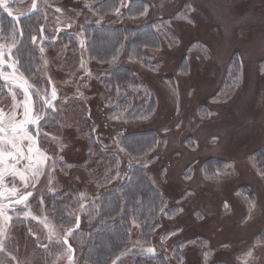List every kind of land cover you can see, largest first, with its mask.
<instances>
[{"label": "rangeland", "instance_id": "rangeland-1", "mask_svg": "<svg viewBox=\"0 0 264 264\" xmlns=\"http://www.w3.org/2000/svg\"><path fill=\"white\" fill-rule=\"evenodd\" d=\"M150 1L152 15L168 17V29H158L163 43L162 62L158 69L148 70L146 74L158 106L150 123L160 129L167 140L160 143L154 153L160 152L159 159L171 161L165 177L160 179L155 175L168 195V201L161 212L162 225L151 243L139 241L138 222H132V235L135 236L126 256L155 252L168 255V248L174 243L198 235L203 241H194V247L187 251L189 259L186 264H213L219 263L218 260H223V264H264V167L257 169L252 159V152L264 144V71H258L257 67L258 61L264 58V0ZM185 1L189 7L183 15L190 17L189 11L192 13L194 4L192 17L195 25L178 20L181 19L180 4ZM48 16L51 17L47 23L50 27L46 26L49 33L42 35L44 39L35 36L32 41L41 59L36 64L33 110L42 119L38 129L32 125L29 129L34 135L39 131V146L50 159L45 161L41 175L29 180L26 188L18 178L5 179L7 187H16L19 194L30 191L32 196L25 204L7 209L10 220L0 221L4 228L0 234V241H3L0 264H78L82 242L77 234L71 236L68 230L73 226H68L75 224L85 208L95 201L93 196L98 184L92 182L93 177L111 172L108 163L102 169L93 167L90 183L80 179L77 172L69 176L70 170L75 169L67 162H79L86 145L81 131L84 125L81 115L91 119L93 132L99 139L102 134L100 124L110 132L116 124V117L123 116L121 112L108 118L102 107L89 108V103L104 106V93L99 91L89 95L90 90L95 91L91 83L97 84L98 79L89 72L91 66L86 67L82 45L85 43L83 25H113L119 22L117 18L101 20L94 15L91 4L82 0L47 4L43 21ZM12 31L16 39L4 44L5 59L9 47L11 59L16 57L14 50L19 39L17 31ZM63 32H70L79 44L78 51L70 53L68 59L66 55L71 44L65 40L59 42L58 38ZM43 40L51 41L53 46H44L41 44ZM197 40L209 45L210 54L203 51L204 46L192 47V42ZM236 51L244 58V71L242 73L240 67L230 86L216 94L225 62ZM123 52L121 48L116 60L107 65L93 63V69L105 76L112 65L126 63L121 60ZM182 57L187 62L185 71L177 70ZM9 63L16 64V60ZM5 68V72L10 71L6 65ZM18 71L17 68V75H20ZM85 71L87 73L83 76ZM170 75L173 76L172 84L164 79ZM53 88L57 97L53 101L54 107L47 108L41 97L50 98ZM5 91L0 97V109L8 113L14 103L24 100V95L21 89L11 86ZM12 92L16 93L15 100ZM201 106L206 114H200L198 108ZM16 112L18 117L21 116L22 107ZM54 120L56 125L52 123ZM186 135L192 137V150L183 142ZM109 141L111 143L110 138ZM209 157L221 158L223 162L211 177L203 169V162ZM190 161L192 179L184 182L182 171ZM24 163L26 161L17 167L22 168ZM124 163L117 162L115 171L122 169ZM77 166L84 168L82 163H76L75 168ZM86 168V171L90 170ZM186 186L192 190L182 202L175 201ZM60 201L69 204L70 222L63 221L66 216L59 209ZM173 203L178 204V208L170 213L167 208ZM28 212L31 215H27ZM175 227L183 228L184 232L173 230ZM169 231L173 233L170 239L165 234ZM69 237L80 244L74 259H69L71 251L63 242V238ZM149 248L153 251H148Z\"/></svg>", "mask_w": 264, "mask_h": 264}, {"label": "trees", "instance_id": "trees-1", "mask_svg": "<svg viewBox=\"0 0 264 264\" xmlns=\"http://www.w3.org/2000/svg\"><path fill=\"white\" fill-rule=\"evenodd\" d=\"M61 1L36 0L37 7L35 10L29 11L32 0H21L23 12H21L18 19L19 26H17L19 27L20 39L15 51L22 59L20 62L26 77L31 78L34 75L36 78V64L41 61L39 52L32 43L33 37L40 36L41 39H44L42 35L49 33L46 26H49L47 23L50 22L51 17L48 16L43 21V12L47 9V4ZM44 2L47 4L45 5ZM82 2L91 4L94 15L100 17L101 20L112 21V19L116 20L117 18L119 21L113 25L99 23L96 25L85 24L82 27L83 39L85 40L82 45L85 48L86 67L91 66L92 69L89 72L98 79L97 84L91 83L95 91L90 90L89 95L99 91L104 93V106L99 105V103H96L97 105L89 103L88 106L91 109L94 106L98 109L102 107L104 115L108 118L115 117L121 112L123 116L116 117V124L110 132L100 124L102 128L99 132L101 131L102 134H99L101 135L99 139L96 137L97 134L93 132L91 119L80 114L84 120L81 131L86 145L83 150V158L79 162H67L75 170L77 169L75 171L68 168L67 171L70 170L69 176L71 173L77 172L80 179L90 183L93 167L102 169L108 163L111 172L104 176L99 175L97 178L93 177L92 182L97 181L96 183L99 185L96 188L97 193L95 191V196H93L95 201L85 208L83 216L80 217L81 222L78 229H71V236L77 234L79 241L82 242L81 246H83L78 264H186L189 259L187 251L194 247L196 239L203 241V237L193 235L189 238H183L168 248V255L155 252L149 255L126 256L135 236L132 235V231H134L132 222L134 220L138 222L139 233L137 237H139V241L151 243L158 228L162 225L161 212L167 206L168 201V195L164 192L155 175L157 174L160 179L165 177L171 161L159 159L160 152L154 153L159 144L167 140L160 129L157 130L150 123L158 106L155 94L149 88L146 79L148 70H153L156 67L158 69V65L162 62L160 54L163 51V43L158 29H168L166 25L168 17L161 16L158 18V14L152 15V2L150 0H82ZM186 4V1L183 5L180 4L182 7L181 19L178 20L195 25V19L192 17L194 4L192 5V13L189 11L190 17L187 14L186 16L183 15L186 13V8L189 7ZM117 12H119V16ZM182 15L185 17L184 19ZM5 20L10 21L8 18H5ZM17 29L16 27L12 28V30ZM12 30L7 29L6 33ZM58 38L59 42L65 40L71 44L67 50V59L71 55L70 53L78 51L79 44L70 32H63ZM41 44L46 47L53 46L51 41L46 40H43ZM193 45L196 48L204 46L203 51L210 54V48L206 42L197 40L192 42V47ZM121 48L124 49L121 60L124 59L125 64L120 60L121 63L116 66L112 65L105 76L101 75L100 71L93 69V63L104 66L111 61L114 62ZM200 51H202L201 48ZM186 64L187 62L182 57L177 63V70L185 71ZM240 67L243 73L245 61L240 52L236 51L225 62L215 91L216 94L230 86V82L237 77L236 74ZM257 67L258 71H264V58L258 61ZM84 73H87V71L82 72L83 76ZM164 79L167 82L170 80L171 84L173 83L172 75ZM93 101L95 103L97 98ZM198 110L200 114H206L202 106ZM52 123L56 125V120ZM76 139L80 140L79 137H76ZM183 142L188 149L192 150V137L190 135H186ZM252 159L257 169L264 167V144L252 152ZM120 161L125 162L123 164L125 166L118 169L117 172L115 171L116 163ZM149 161L153 162L149 163ZM76 163H82L84 168H79L80 166L75 168ZM222 163L221 158H206L203 162L204 172L211 177L214 175L216 168H221ZM213 164L217 167L212 166ZM154 165L157 167L155 171ZM86 167L90 170L86 171ZM192 169V161L184 166L182 171L184 182L192 179ZM191 190L188 186L183 187L181 194L177 196L175 201L182 202ZM88 201L86 200V202ZM176 208H178V204L173 203L167 208V211L171 213L176 211ZM59 209L66 216L63 221L70 222L69 204L60 201ZM74 225L73 223L68 227ZM180 228L175 227L173 230H181L183 233L184 229ZM165 234L170 239L173 233L169 231ZM68 239L74 251L71 259H74L78 254V245L80 244L71 241L70 237ZM222 261L218 260L219 263L213 264H223Z\"/></svg>", "mask_w": 264, "mask_h": 264}, {"label": "snow or ice", "instance_id": "snow-or-ice-1", "mask_svg": "<svg viewBox=\"0 0 264 264\" xmlns=\"http://www.w3.org/2000/svg\"><path fill=\"white\" fill-rule=\"evenodd\" d=\"M36 7V2L33 0L32 9L34 10ZM0 8H3L9 16H12V10L8 7L7 0H0ZM57 11H60V9H57ZM33 39L35 40V37ZM4 48V45H0V80L10 82L13 88L21 89L24 100L20 103H14L12 110L8 113L0 109V221L10 220L11 218L6 214L7 209L13 205L25 204L29 197L32 196L30 191L19 194L16 187H7L5 184L6 177L18 178L24 183L26 188L29 180H35L41 175L45 161L50 159L45 152L41 151L39 146L37 139L39 131L34 135L29 129V125L38 129L42 119V116L36 114L33 110V99L30 92L32 85L23 74L17 75L15 63H9L11 60V47L8 48L7 59H5ZM41 51H43V48H41ZM5 65L10 71H4ZM49 83H51L50 80ZM12 96L13 100H15L16 93L12 92ZM56 97L57 93L55 88H53L50 98L41 97V99L44 100L45 107L52 108ZM20 107H22L23 112L18 117L16 109ZM25 161L26 163H24L22 168L17 167ZM32 186L35 187V185ZM9 197L14 199H8V203L5 204L4 200ZM225 207H227V202H225ZM26 214L31 215V212ZM68 231L71 232L72 230L69 229ZM3 232L4 228L0 226V234H3ZM65 243H67V240H65ZM2 246L3 241H0V249H2ZM148 251L151 252L153 249L149 248Z\"/></svg>", "mask_w": 264, "mask_h": 264}, {"label": "flooded vegetation", "instance_id": "flooded-vegetation-1", "mask_svg": "<svg viewBox=\"0 0 264 264\" xmlns=\"http://www.w3.org/2000/svg\"><path fill=\"white\" fill-rule=\"evenodd\" d=\"M35 2H36V0H35ZM8 7L12 10V16H9L8 15V13L3 9V8H0V44L1 45H4L5 43L6 44H8V43H10L12 40H14V39H16V38H13L14 37V33H13V31H9L7 34H6V31H7V29H11L12 30V28H18L16 31H17V34H18V39H20L19 38V27H17V26H19L18 25V19H19V17L21 16V12H23V8H21L22 6H21V0H9L8 2ZM32 3H33V0H32V2H31V4H30V6H29V11H33V9H32ZM14 9V10H13ZM35 10V9H34ZM14 17H15V19H14ZM5 18H8L10 21H11V23H10V21H7V20H5ZM15 32V31H14ZM35 37V36H34ZM33 37V38H34ZM32 41H34V39L32 40ZM4 46H6V45H4ZM20 53V52H19ZM14 54L16 55V57H13L15 60H16V65H17V68L20 70V71H18V73L19 74H23L24 75V77H26V75L24 74L25 73V71H23V69H22V66H21V58L19 57V55H18V53L14 50ZM11 59L10 61L11 62H13L14 61V59ZM4 69H6L5 67H4ZM21 72V73H20ZM27 79H28V81H29V83L30 84H32V87L30 88V92L31 93H33V91H35V77H34V75L30 78V77H26ZM4 82L2 81V80H0V97H2V96H4L5 94L4 93H6V88L8 87V86H11L12 87V85H11V83L10 82H8L9 84H3ZM32 98H33V94H32ZM29 127H30V125H29ZM24 193V192H23ZM22 193V194H23ZM10 199V198H9ZM11 199H14V198H12L11 197ZM8 202V199L7 200H5L4 201V203L6 204ZM76 224V223H75ZM74 227V226H73ZM72 227V228H73ZM71 228V229H72ZM78 229V228H77ZM73 230V229H72ZM64 239L65 238H63V242H64ZM67 241H68V239H67ZM68 243H69V241H68ZM65 244V243H64ZM66 245V244H65ZM69 245H70V243H69ZM67 246V245H66ZM71 246V245H70ZM68 247V246H67ZM69 248V247H68ZM70 249V248H69ZM71 251V250H70ZM73 255H74V253H73ZM70 257H71V252H70ZM73 257V256H72ZM71 257V258H72Z\"/></svg>", "mask_w": 264, "mask_h": 264}, {"label": "water", "instance_id": "water-1", "mask_svg": "<svg viewBox=\"0 0 264 264\" xmlns=\"http://www.w3.org/2000/svg\"><path fill=\"white\" fill-rule=\"evenodd\" d=\"M7 203H8V202H7ZM7 203H6V204H7ZM79 222H80V218H78V223H77V220H76V224H75L74 227L72 228L73 230H76V229L78 228V226H79ZM65 240H67V239H66V238L64 239V243H65ZM65 244L70 248V250H71V257H72V256H73V253H74L72 246L69 245L68 241H67V243H65Z\"/></svg>", "mask_w": 264, "mask_h": 264}]
</instances>
